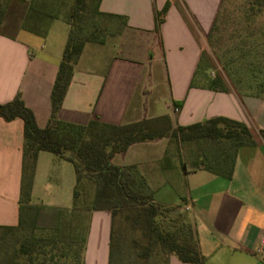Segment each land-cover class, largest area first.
I'll return each mask as SVG.
<instances>
[{
	"label": "crops",
	"instance_id": "obj_1",
	"mask_svg": "<svg viewBox=\"0 0 264 264\" xmlns=\"http://www.w3.org/2000/svg\"><path fill=\"white\" fill-rule=\"evenodd\" d=\"M166 1L99 0L100 13L122 16L125 23L107 17L106 35L85 43L58 118L78 125H124L162 115L173 127L218 116L245 123L256 144L237 149L230 178L197 167L200 152L193 142L168 137L134 143L112 162L136 166L157 203L186 215L204 264H264V141L258 137L264 97L231 85L227 91L204 86L209 79L200 70L203 42L222 0H169L155 31V12ZM66 33L52 42L22 26L0 34V103L20 96L40 128L50 118ZM22 144V120L0 118V226H15L20 218ZM69 164L39 152L30 196V204L40 207L38 224L56 212H72L76 173ZM50 186L59 193L65 188L64 197L46 201L42 191ZM111 221L109 210L89 212L83 264L109 263ZM166 264L185 263L170 254Z\"/></svg>",
	"mask_w": 264,
	"mask_h": 264
},
{
	"label": "trees",
	"instance_id": "obj_2",
	"mask_svg": "<svg viewBox=\"0 0 264 264\" xmlns=\"http://www.w3.org/2000/svg\"><path fill=\"white\" fill-rule=\"evenodd\" d=\"M224 1L222 0L212 24L208 40L218 30V16ZM98 3L99 0L96 4V13L99 16L114 17L122 24L125 23L122 16L100 13ZM169 6L170 1L167 0L162 9L155 12V31H159ZM36 9L32 11L38 13L39 9ZM5 15L6 10L0 1V34ZM68 25L66 44L51 90V113L46 126L38 127L33 112L20 96L0 103V118L7 122L19 118L23 122L20 218L17 225L0 226V229L9 231L18 229L24 221L27 219L30 221L31 231L20 245V253L26 257L25 264H62L58 262L59 259L67 258V254L58 253L60 250L58 244H63V247L66 245L58 238V231L53 228L39 229L37 219L40 207L30 204L36 160L39 152L46 151L72 163L76 173L74 206L82 195L79 185L86 178L95 183L92 210H109L112 218L108 264H114L117 256L121 259L120 264H123L121 256L125 255L126 250L129 251L127 252L129 264L138 261L146 264L151 257L159 254L164 255L161 258L164 264L170 254L185 264H204L205 259L198 249L192 225L186 215L184 213L171 215L174 207L164 206L155 201L145 178L136 166L117 165L112 162V158L115 154L125 152L134 143L168 137L177 144L193 142L200 152V158L195 164L197 167L230 178L237 149L256 144L254 132L245 123L222 116L175 127L167 115L124 125L95 120L86 125H78L60 120L58 112L82 49L85 43L99 38L96 33L79 34L74 25L71 23ZM203 54L202 50V59ZM206 63L207 68L211 67L208 61ZM201 68L202 64L200 70ZM225 82L223 77L217 75L209 79L204 86L227 91ZM231 83V86L239 91L249 90L251 92L248 94L264 97L263 81L254 87L240 84L241 82L236 86L234 82ZM258 137L264 141V129L258 130ZM117 216L123 218L118 233L115 230ZM135 234H139L146 241L139 254L130 252V248L136 249L137 240L133 238ZM128 238L130 246L126 244ZM83 249L84 245L81 251L78 249L74 252L72 258L76 259V264H83Z\"/></svg>",
	"mask_w": 264,
	"mask_h": 264
},
{
	"label": "rangeland",
	"instance_id": "obj_3",
	"mask_svg": "<svg viewBox=\"0 0 264 264\" xmlns=\"http://www.w3.org/2000/svg\"><path fill=\"white\" fill-rule=\"evenodd\" d=\"M0 1L6 10L1 33H12L22 26L48 35V40L52 42L65 31H67V40L69 23L77 28L79 34L81 32L96 33L97 36L104 37L108 31L109 21L96 13L98 0ZM35 8L39 9L38 13L32 11ZM203 46L201 72H205L207 79L220 75L225 79L227 86L232 85L231 82H234L235 86L241 82L240 84H249L248 86L254 87L255 84L264 82V0H225L218 16V30L210 40L208 37L206 38ZM207 61L211 67H206ZM241 91L251 92L244 89ZM69 165L72 173L73 165ZM95 188L93 180L86 178L79 185V191L82 192L81 199L75 206L73 205L70 214L56 212L53 218L43 217L39 224L37 221L39 229H56L58 238L66 243L64 247L63 244H58L60 249L58 253L68 255L67 258H60L59 263L76 264V259L72 257L74 252L78 249L81 251V247L84 245L83 235L89 212L93 207L92 197ZM64 189L59 193L53 186L46 187L42 191V196L46 201L52 200L54 197H64ZM77 210L79 212H73ZM171 215L176 214L171 213ZM122 220V216H117L115 224L117 233ZM31 228V223L27 219L18 229L10 231L0 229V264L26 263V257L20 253V245ZM129 238L126 243L128 246H130ZM133 238H136L137 245L136 249L130 248V252L134 251V254H139L146 241L139 234H135ZM127 252L129 251L126 250L125 255L121 256L123 264H129L130 258L127 256ZM162 256L164 255H155L146 264H164ZM116 259L114 264H120L121 259L118 256ZM133 264L144 263L138 261Z\"/></svg>",
	"mask_w": 264,
	"mask_h": 264
},
{
	"label": "built area",
	"instance_id": "obj_4",
	"mask_svg": "<svg viewBox=\"0 0 264 264\" xmlns=\"http://www.w3.org/2000/svg\"><path fill=\"white\" fill-rule=\"evenodd\" d=\"M262 243L264 244V238L262 239Z\"/></svg>",
	"mask_w": 264,
	"mask_h": 264
}]
</instances>
